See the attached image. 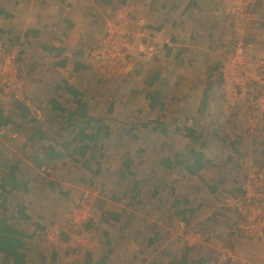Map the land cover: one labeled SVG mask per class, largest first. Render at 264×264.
Listing matches in <instances>:
<instances>
[{
	"label": "rangeland",
	"instance_id": "374dc122",
	"mask_svg": "<svg viewBox=\"0 0 264 264\" xmlns=\"http://www.w3.org/2000/svg\"><path fill=\"white\" fill-rule=\"evenodd\" d=\"M9 1V12L4 9L0 12V70L8 62L9 54L23 61L19 52L24 42H15V36L5 32L9 17L2 14L11 13L14 7V0ZM190 1L167 0L168 6L162 11V15L169 17L168 23L175 20L172 17H178V32L175 26H171V32L166 30L160 35L148 33L140 18L129 28L131 24L124 21L128 20L126 10L119 13L117 8H113L110 12L106 7L101 11L103 15L93 33L83 36L82 58L89 67L85 70L84 88L99 99L96 117L110 125L108 134H103L100 142L89 149L90 159L82 157L80 161H74L70 146L74 144L72 138L77 135L68 132V137H60L70 144L62 148V167L52 166L55 162L42 156L46 152L50 155L46 150L47 141L38 139L35 136L38 127L31 125V122L38 121L33 107L40 109L42 105L39 106L35 100H27L25 95V100L17 105L16 99L0 92V156L5 161L4 170L0 167V181L2 174L4 177L8 174V166L12 167L19 155L22 172L16 177L21 184L26 183L25 190L20 188L7 196L8 208L4 211L1 205L0 215L7 212L9 226L32 233L23 239L28 251V264H81L87 254L95 263L100 260L101 264H145L148 258L143 255L149 252L146 242L131 229H125V233L135 237L124 238L119 227L131 222L130 215H133L134 223L137 217L148 213L150 218L159 216L168 222L164 230L166 238L170 236L179 252L177 255H183L186 246L182 239L180 243V236H176V226L181 221L190 223L195 217L201 219L200 223L204 222L207 216L203 213L205 206L209 207L208 214L211 211L216 216L223 213L224 221H220L222 226L214 224L211 229L203 223L199 228L203 240H198L197 246L186 252V256L199 257L203 251L210 260L216 257L215 249L220 242L228 239L241 264L264 262L258 244L234 235L233 227L246 210L236 212L224 206L226 198H239L242 193L251 201L260 197L264 202L261 189L264 177L262 180L256 177L264 169V116L256 119V110L245 101L258 93V84L253 78L260 59H264V49L257 48L250 33L264 36V9L253 6V0L249 7L247 3L250 2L246 3V0L241 3L233 0L232 4L230 0L221 10V15L218 14L220 18L217 16L211 24L212 18L209 20L200 13L201 5L196 7ZM238 2L240 8L236 9ZM106 23L116 26L126 39L127 50L130 47L126 50L130 54L124 56L123 63H95L90 60L92 46L104 34ZM192 26L196 30L190 34ZM170 36L175 37V42L169 40ZM165 39L176 45L172 53L167 54L162 47ZM25 45L27 53L32 51ZM140 46L146 50L142 52ZM209 46L210 54L206 51ZM27 63L23 62L24 68L28 67ZM96 79L99 83H95ZM203 93L209 95L205 109L201 104ZM21 97L20 91L16 98L21 101ZM87 102L91 103L90 108L94 107L93 99L89 98ZM60 114L63 119V113ZM190 130L200 135L197 140L190 137ZM87 131L93 132V129ZM46 132L51 135L53 131L47 128ZM28 134L32 139L25 142ZM233 141L237 143L236 153L232 150ZM191 150L204 154L203 166L192 173L188 171L194 167ZM163 160L172 164L170 169L165 167ZM56 171L60 174L66 172L63 176L68 177L73 194L66 193L65 196L63 187L47 185L48 175ZM210 182L219 188L215 194L211 193ZM195 183L197 189L193 187ZM54 188L57 194L50 192ZM85 192L90 197L86 208L91 211V216L84 222V246L70 253L72 243L68 248L46 243L41 235L45 229L47 232L60 231V238H70L75 232L68 219L76 208V198ZM54 198H61L64 203L57 205ZM114 211L118 212L115 218L112 217ZM48 213L53 215L48 216ZM112 227L117 230H109ZM223 229L226 231L221 232ZM108 230L112 234L109 237L105 235ZM194 235L192 233L191 236ZM156 249L152 247L149 250ZM107 251L117 254L110 256ZM170 253L172 257L174 252Z\"/></svg>",
	"mask_w": 264,
	"mask_h": 264
},
{
	"label": "crops",
	"instance_id": "0c3cea01",
	"mask_svg": "<svg viewBox=\"0 0 264 264\" xmlns=\"http://www.w3.org/2000/svg\"><path fill=\"white\" fill-rule=\"evenodd\" d=\"M166 1L167 0H14V7L13 10L10 11L11 13L5 12V14H2L5 18L9 17V20L7 21L8 27L5 32L11 35L13 34L15 36V42H20L21 44L24 42L30 47V49H32V51L30 50V52L27 53V50L25 49L26 45L23 43L22 51L20 50L19 52L20 56H22L23 62H28L26 65L28 67L24 68L22 88L20 90L22 93V99L20 100L21 102L22 100L24 101V97L26 96L27 100H35L37 103H39V106L40 104L42 105L40 109L38 106L33 107V110L38 116V121L31 122V125H36V127H38L35 136L37 135L38 139L47 141L46 150L49 151L50 155L48 156V152H46L45 154H42V156H44V159L46 160L49 159V161L55 162V164H53L52 166L59 165V167H57L58 169L62 167V148H67L70 146L69 141H62V139L60 138L62 135L64 137H68V132H71V134L75 133L77 135L75 139L72 138L74 144L70 146L72 148L71 152L72 156L74 157V161L77 162L80 161L81 157L75 155L74 151L79 150V147L85 145L89 146L90 149L94 144L91 139H87V137L95 135V131L100 127H104L103 130H107L110 127V125H108L109 127L105 125L103 123V120L100 119L99 116L96 117V103L99 100L97 95L95 93H89V91L84 88V78L86 72L85 70L89 69V67L88 65H86L85 61L82 58L84 55V51H82V48L84 46L83 36L85 37L93 33L96 28V24H98V22L100 21V16L103 15V12L101 11L106 10V7L107 9H110V12L113 8L118 9L116 12L126 10L129 21L127 19H124V21L129 25L131 24L129 28L133 26V22L136 19L139 20L140 18L143 19L141 25L144 24L143 28L147 30L146 32L148 33L155 32L154 34L160 35L166 30L167 32H171V26H175L174 28H176V25L178 24V17H172L175 18V20H172L170 23H168L167 20L169 17L162 15L163 9L165 7L167 8L168 6V4H166ZM192 1L194 6L198 4L201 5L202 9L200 13L205 14V16L209 18V20L212 18L213 21L210 23L214 24L216 17L219 16L220 18L221 10L223 8H226L230 0H226L225 4H223V0ZM192 1H190L189 3H191ZM37 2L38 4H36ZM8 3L10 6L11 2L9 0H0V12L3 11V9L5 11L8 10L9 12V8H7ZM232 3L233 0L230 4ZM252 4L253 6H260L261 9H264V0H253ZM190 11H192V8H190ZM250 11H252V8H250ZM261 12H263V10H261ZM193 14L194 12L190 15ZM0 20L2 19L0 18ZM193 24H195V22ZM195 30L196 27L192 26L189 33L191 34V32H195ZM175 31L178 32L177 28ZM200 34L203 33L200 32ZM250 34L251 38L256 42L257 48L264 49V36L261 34L257 35L256 33ZM193 35L195 34L193 33ZM169 40H171V42H175V37L170 36ZM173 46L176 45L174 43H170L168 39H165L164 44H162V47L167 51V54L173 52ZM128 50H130V47H128ZM210 50L211 47H207V53H209ZM127 51L122 56H120V59L117 58L110 63L117 64L119 63V61L124 60V56H129L130 54ZM259 53L261 52L259 51ZM97 81L98 79L95 80V83ZM66 84L73 87V89L76 92L80 93L82 97L80 98V96L78 95L73 96L70 92H68L65 86ZM99 85L100 84H98L97 86ZM79 98L81 99V104L77 105L76 101ZM89 98L93 99V108L89 107V105L91 104L90 102H87V99ZM54 104H57L58 106H55ZM60 113H63V119ZM41 117L43 119H41ZM88 119H92V122H88ZM92 123H96V125H93ZM47 128L48 130L53 131L51 132V135L53 137H51V135L46 132ZM88 129H93V132H88ZM83 131L84 133L82 135L84 136L81 135ZM102 135V132H100L95 146L97 145V142H100ZM29 138L30 140L32 139L31 134L27 135V139L25 140V142L29 140ZM48 138L49 140H45ZM13 142H15V140ZM31 142L37 145L40 144L37 141ZM89 152L90 150H88L87 153L83 156V158H85L84 160L91 158L92 155L91 152ZM37 156L38 158H41V155ZM1 158L2 156H0V167L4 170L5 161H3ZM20 159L21 156L19 155L14 159L13 162L15 164L12 163V167L8 166L10 169H8V173L11 171V168L15 167L16 170L14 172V176H16V174L18 176L21 175L22 170L20 169ZM61 173L62 174L58 173V171H56V173L51 172L47 177V185L51 186V184H54L56 186H59L58 188L63 187L62 190L65 192V196L66 193L73 194L74 190L70 191L71 184L67 182L68 177L63 176V174H65L66 172L63 171ZM2 177H4V173L2 174ZM16 179L20 185V181L17 177ZM210 184H212V194H215V192L219 191V188L217 186H214V183L210 182ZM197 186L198 185L196 183L193 184V187L196 189ZM18 190H13L10 193L14 191L18 192ZM50 192L56 193L57 191L54 188ZM84 195H87V193H82L76 198V201ZM54 201H56L55 203L57 205H60V202L64 203L61 198H54ZM1 202L2 197L0 195V206L2 205ZM6 203L7 201L4 204V208H6L4 209L2 207V210L4 211H6V209L8 208ZM208 208L205 206L203 209V213L205 214V216L207 215L204 219V222L200 223L201 219L199 217H195L191 219L190 223L189 221L186 222L187 224L183 222L184 224L182 229H180V224L182 221L177 224L176 236H180V243L182 244V239L184 241V245L186 246V250L183 255L182 253L181 255H177L179 252L176 249V245H173L172 238H170V236L166 238V232L164 230H166V225L168 222L159 216L150 218L151 215L149 213L142 214L140 215V217H137V219L133 223V215H130L131 222L128 221L126 225L122 226V228L119 226L118 227L121 231H123L122 233H124V238L127 236L135 237L134 234L125 233V229H131L133 233L138 232V235L142 238L143 242H146V246H148L149 249H152V247L157 248L156 250L148 249L147 251L149 252L146 255H143L144 257L148 258L146 259L145 264H198L201 259H205L204 264H206L208 255H206V253H203V251H201L202 253L199 257L185 256V253L190 251V249H187L188 247L193 249V247L197 246L198 240L199 242L203 240L199 230L202 225L205 224L206 228L208 225V228H210L211 226H215L214 224L222 226V223L220 221H224L223 219L225 216L223 215V213L219 216H216V213H213L211 211V213L208 214ZM5 213H2L0 215V220L4 222L5 219V224L8 225L9 217H7ZM160 213L161 212H159V215ZM197 213L198 212H196L195 214ZM113 214L115 216V214H118V212L114 211ZM187 214L188 213H186L185 216H187ZM50 215L53 214L48 213V216ZM27 219H29V217ZM68 220L70 222V219ZM37 221L39 220H36V222ZM189 225L190 227H188ZM190 228H192L193 230H190ZM115 229L116 227H112L109 230L115 231ZM149 229L153 230V232L151 233ZM109 230L108 233L107 231L105 233V235L108 237L112 235L111 233L109 234ZM225 231L226 229H223L221 232ZM46 232L47 231L45 229L41 235L43 240H45V242L49 244L50 242L46 241L45 238ZM23 233L26 234V238L29 237L28 235L32 234H29L27 232ZM192 233L195 234L194 237L191 236ZM116 235L118 236V234ZM186 238L191 241H188ZM71 245H73V249L70 248V253L80 249L74 243H72ZM155 245H157V247ZM25 247L26 245L24 244V248L23 250H21V252L25 255V264H28V251H26ZM107 252L111 253L110 256L117 254L112 251ZM170 252H174L172 257H170ZM184 256L185 261L182 259V257ZM33 257H35V254L33 255ZM195 258L197 259L195 260ZM174 260L177 261L174 262ZM92 262L94 264H101L100 260L95 263V261L92 259ZM116 263H119V261H116ZM0 264H12V260L11 258L6 259L4 255L0 253Z\"/></svg>",
	"mask_w": 264,
	"mask_h": 264
},
{
	"label": "built area",
	"instance_id": "2783aa9c",
	"mask_svg": "<svg viewBox=\"0 0 264 264\" xmlns=\"http://www.w3.org/2000/svg\"><path fill=\"white\" fill-rule=\"evenodd\" d=\"M239 2L241 3L242 0ZM239 2L236 4V9L240 8ZM140 49L143 50L142 52L146 50L142 46H140ZM126 50L127 42L124 35L119 33L116 26L106 23L104 34L96 44L92 46L89 56L91 58L90 60L95 63H109L123 55ZM1 52L2 47L0 44V56ZM9 56L8 62L5 63L0 70V92L5 96H12V98L16 99V97L20 95L24 67L20 66L17 62L18 57L16 58L15 55L10 54ZM255 69V78H253V81L256 85L258 84V93L256 94V97H254V101H256L255 117L258 119L264 116V59H260L258 66ZM256 177L262 180L264 177V169L257 173ZM261 189L264 191V187ZM88 202H90L89 195H84L76 201L74 206L76 208L74 209L69 222L74 227L73 229H75V232L70 237V241L76 243L79 247L84 246V222L91 216V211L86 208ZM224 206L231 208L236 212L246 210L245 213L240 215L238 222L233 227V230L235 231L234 235L239 239L248 240L250 242L252 241L253 243L258 244L264 257V202L262 199L258 197L251 201L246 198V194L242 193L239 198H226ZM84 208H86V210ZM82 209L84 210L83 212H81ZM182 228L183 223L180 224V229ZM60 236V231L58 233L57 230L45 233L47 241L64 248L67 244L62 241ZM186 239L191 241L188 238ZM215 250L216 257L207 260L206 264H241V259L235 253V249L230 240L224 239ZM258 264H264V262L261 261V263Z\"/></svg>",
	"mask_w": 264,
	"mask_h": 264
},
{
	"label": "trees",
	"instance_id": "16d2710c",
	"mask_svg": "<svg viewBox=\"0 0 264 264\" xmlns=\"http://www.w3.org/2000/svg\"><path fill=\"white\" fill-rule=\"evenodd\" d=\"M247 1L250 3H247ZM247 1H246L247 7H249L251 4V0H247ZM17 62L19 63L20 66H22V67L25 66L21 59L17 58ZM152 82H153V80L151 81V83ZM65 86H66L67 91L70 92L73 96L78 95V96H80V98L82 97L81 94L76 92L73 89V87H71L70 85L66 84ZM80 98L76 101L77 105L81 104ZM208 98H209V95L207 93L202 94L201 104H203L204 109H205L206 104L208 102ZM245 101L251 104V106L254 108L253 109L254 111L256 110V101H254L253 97H251V98L247 97V99ZM21 103L22 102L16 98V104L21 105ZM254 104H255V107H254ZM54 105L58 106L57 104H54ZM58 110H59V107H58ZM202 110L203 109H201V111ZM91 120L92 119H88V122H90ZM4 122H6V119ZM0 126H1V124H0ZM103 129H104V127H100L95 131V135L87 137V139L90 138L91 141L94 143L92 147L95 146L100 132H102V134H106V135L108 134V131L103 130ZM83 133H84V131L81 133V135ZM189 134L193 140H197L200 136L197 134V132L195 130H190ZM82 136H84V135H82ZM236 145H237V143L235 141H233L232 150L234 153H236L237 152L236 150L238 149V148L236 149ZM88 150H89V146L85 145V146L79 147V150H75L74 154L77 156H80L82 158L87 153ZM190 153H191L192 157H194V167L193 168H195V169L190 167V168H188V171L190 173H192L193 170H195L194 172H196L203 166L204 154L201 151H196V150H191ZM162 163L164 165H166L165 167L167 169H170V167L172 166V164L169 163V161H167V160H163ZM15 170H16L15 167L11 168V171L8 174H6L5 177H3L1 182H0V195L2 197L1 204H2L3 208H4L5 202L7 201V196L10 194L11 191L18 190L20 188L25 190V188H26V183H24V184L20 183V185H19V183L16 179V176H14ZM21 216L24 219H27V217L25 215H21ZM115 216L112 215L113 218H115ZM24 238H26V234H24L22 231H19L13 227L6 225L5 219H4V222L2 220H0V253H2L6 259L11 258L12 264H25V255H24V253L21 252V250H23V248H24V241H23ZM66 238L67 237L64 236V239H66ZM187 249L191 250L192 248L188 247ZM185 256L182 257V259L184 261H185ZM105 259H106V257L103 258V260H105ZM176 261L174 260V262H176ZM204 261H205V259H201L198 262V264H204ZM83 264H94L92 262V260L90 259L89 254H87V257L84 260Z\"/></svg>",
	"mask_w": 264,
	"mask_h": 264
},
{
	"label": "clouds",
	"instance_id": "9594fccd",
	"mask_svg": "<svg viewBox=\"0 0 264 264\" xmlns=\"http://www.w3.org/2000/svg\"><path fill=\"white\" fill-rule=\"evenodd\" d=\"M72 235V234H71ZM67 237V236H66ZM71 237V236H70ZM61 239H62V241L64 242V243H68V244H71V243H74V242H72V241H70V238H66V239H64V237H61ZM69 240V241H68ZM68 244L66 245L67 246V248H68ZM74 244H76V243H74ZM77 245V244H76ZM78 246V245H77ZM79 247V246H78ZM66 248V249H67ZM80 248V247H79Z\"/></svg>",
	"mask_w": 264,
	"mask_h": 264
}]
</instances>
